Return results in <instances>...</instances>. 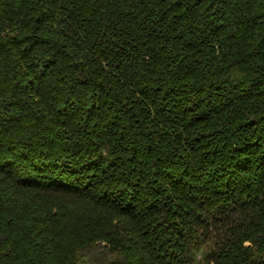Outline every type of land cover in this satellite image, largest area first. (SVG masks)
<instances>
[{
  "label": "trees",
  "instance_id": "1",
  "mask_svg": "<svg viewBox=\"0 0 264 264\" xmlns=\"http://www.w3.org/2000/svg\"><path fill=\"white\" fill-rule=\"evenodd\" d=\"M0 264H264V0H0Z\"/></svg>",
  "mask_w": 264,
  "mask_h": 264
}]
</instances>
